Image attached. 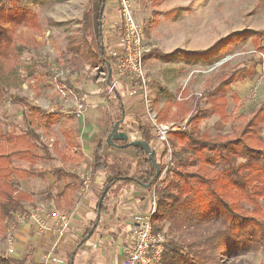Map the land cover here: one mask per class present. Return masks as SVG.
<instances>
[{
	"label": "trees",
	"instance_id": "trees-1",
	"mask_svg": "<svg viewBox=\"0 0 264 264\" xmlns=\"http://www.w3.org/2000/svg\"><path fill=\"white\" fill-rule=\"evenodd\" d=\"M105 3L106 0H99L97 4H93L90 0L81 19L79 33L69 35L67 45L53 58L52 66H46L49 73L56 71L54 74L64 72L70 75L80 71L85 62H100L106 69L108 64L113 75L116 57L111 55L102 30ZM18 11L23 13L18 16L19 20L23 16L27 17V11L20 7ZM152 13V18L143 28L146 34L151 32L157 22L159 9H154ZM6 18L7 13L0 5V20ZM249 32L252 31H232L210 47L196 50L195 54H199L207 64H213L216 58L224 56L229 46L236 44L237 39L245 37ZM253 33L258 38L257 44L253 42L257 45L259 56L254 59L255 67L251 75L246 73V68L253 58L243 66L220 76L216 84L207 86L188 98L185 88L180 101L173 100L171 96L164 104L162 112L165 115L175 103L176 113L180 118L183 119L187 113L188 117L181 130L170 132L168 143H163L160 160L154 151L159 175H156L157 168L148 153L142 147L132 145L121 148L136 153V170L132 172L129 168L105 176L102 192L106 186L110 189L118 181L156 184L157 201L153 228L155 232L163 233L167 244L162 264H220L224 261V255L236 259L244 257L232 264H264V101L251 112L242 109V97L239 93L232 95L236 103L233 108L229 102L234 82L248 76L259 81L260 77L257 75L260 71L257 68L264 63V28ZM13 40L14 36L9 28L0 26V54L15 47ZM163 55L159 48L149 46L144 53V59ZM71 83L72 81H67V85ZM105 84L108 90V82L105 81ZM4 92L0 83V110ZM107 96L110 102H114L119 93L115 91ZM11 102L22 105L21 112L26 124L22 126L12 123L7 126L0 117V182L7 184L0 188V229L3 231L6 219L15 213H24L29 207L44 200H58V205L65 204L67 212H71L77 194L83 187L81 178L65 167L39 165L50 162L55 156L53 150L41 139L36 127L49 128L60 121L59 116L47 113L25 97L11 99ZM209 115L218 116L229 130L217 131L215 134L203 131L202 122ZM120 119L121 117L108 118L102 136L93 149L92 183L95 174L109 165V158L104 154L105 146H109L107 137L115 122ZM132 124L130 128L137 130L142 140L151 145L155 138L151 134L150 119L138 120ZM114 141L119 144L126 143ZM77 146L79 147V143L74 145L76 148ZM78 151L79 148L74 152L73 158H70L72 161L83 157V153ZM165 156L171 159L162 162ZM165 169L166 181L159 180ZM51 175L58 180L67 177L72 179L60 194L53 195V185L50 183L47 195L42 200L27 203V199H32L31 194L18 191L21 180L40 178L47 181ZM107 197L108 191L102 202L98 201L97 208L100 213L106 209ZM182 229L187 230L188 238L170 235V232L176 231L185 233ZM4 236L0 238V243H3ZM249 254L258 258L250 261L245 258ZM2 263L23 264V260L0 254V264Z\"/></svg>",
	"mask_w": 264,
	"mask_h": 264
},
{
	"label": "rangeland",
	"instance_id": "rangeland-1",
	"mask_svg": "<svg viewBox=\"0 0 264 264\" xmlns=\"http://www.w3.org/2000/svg\"><path fill=\"white\" fill-rule=\"evenodd\" d=\"M130 1L134 16L143 31L144 26L153 16L152 11L156 8L159 9L157 22L151 32L149 34L143 32L145 45L147 49L150 46L159 48L161 51H168V53L172 50H174L173 53L176 51V54H174L176 57L170 58L169 62L171 64L175 63V60L171 59L178 57L179 59L177 60L180 61V57H182L180 55L181 51L208 48L219 38L226 36L232 31L243 29L252 31L245 37L237 39L236 44L229 46L224 56L216 58L213 64H207L199 54L192 52L190 56L195 57V63L192 66H188L189 68L186 71H182L180 78L171 80V84L175 85L176 88L179 87L180 89L182 87L178 95H174L176 101L181 100L182 89L185 86L187 87L186 90L189 89L192 94H196L207 86L216 84L220 76L243 66L251 58H253V61L246 68V73L252 74V69L255 67L253 63L254 59L259 56L257 45L254 44V42L257 44L258 38L254 37L253 31L264 28V0ZM157 1L159 2L157 3ZM89 2L90 0H15V2L14 0H0V5L3 6V9L7 13V18L0 20V26L9 28L11 35L14 36L13 43L15 45V47L10 48L9 52L0 54V83L5 91L0 117L4 125L10 126L14 123L24 126L26 124L21 112L22 105L11 102V99L17 97H25L29 101L40 105L45 111H49L51 107L56 106L57 108L54 107L56 112H60L59 115L66 117L77 115L74 111L77 107L80 108V106H83L81 108L83 113L92 112L95 114L96 112V114L101 115L102 119L109 118L108 115L112 110L118 111L120 103L118 104L116 100L113 103L109 101L107 96L109 93L105 82L97 81L96 75L92 73L93 67L97 65L105 67L102 63L85 62L86 64H84L80 71L70 73V75L68 73L62 74L61 72L54 74L56 71H53L51 74L46 67L52 66L53 58L65 48L69 35L79 33L81 19ZM98 2L99 0H92L93 4H97ZM18 7L27 11V17L23 16L21 20L18 19V16H22L23 14L21 11H18ZM227 55L231 56L228 59L229 61L227 60L228 62L224 66H221L224 63H221L222 59ZM151 59L153 60H145L146 72L151 79L148 87V105H150V109L154 108L159 112L158 116L152 109V113L157 114L161 119L162 115L159 111L160 103L156 105L152 102L150 90L152 85L156 86L157 82H161L159 78L154 79L152 74L163 70L166 67V63L163 60L166 62L168 60L162 57H152ZM262 65H256V68L258 66L257 69L260 71L257 76L261 77L263 75L259 85L258 79L250 78L249 76L237 80L232 84L233 90L229 94L231 108L236 104L232 95L238 93L243 98L242 109L247 112H251L254 107L264 101V72L262 71ZM111 78H113V75ZM68 80L72 81V87L71 85H67ZM130 84L132 88H129L126 94L135 100L141 96V100L146 103V98L140 92L141 88L136 87L138 83L134 81ZM252 87H257V96L255 98L250 95ZM133 102L127 103V107L130 108V104ZM148 105L143 104L140 107V114L147 115L146 121L150 119L147 109ZM171 107L167 113V117H165V121L167 123H175L183 128L187 121L188 113L184 114V117L187 115L186 120H182L176 113L177 108L174 105ZM69 111L72 112L69 113ZM123 121L124 119L120 122L121 130H123ZM68 123L70 122L62 118L53 129L46 130L43 127H36L37 132L43 137L45 143L52 144V147L49 146L53 150L55 158L49 160L50 162H45L47 165H53V163L69 164L72 161L70 158H73V155H75L73 151L75 149L74 145L77 142L75 132ZM201 128L203 131L212 134H215L217 131L224 132L229 130V127L220 121L216 115H209L205 118ZM50 138L54 140L50 141ZM108 144V147L112 149L120 145L119 143L115 145ZM108 147L105 146L104 154L109 158V165L98 173L99 176L113 175L117 171H125L129 168H131L132 172L136 170V162L132 160L122 161L126 166L118 168L119 159L116 157V150H109ZM153 148L157 150V158L160 160L161 150L164 148L163 142L156 140L155 144L153 143ZM169 158V156H165L161 161L165 162ZM82 159L83 157L76 160L82 163ZM85 159L87 160L85 161L86 163H89V160L91 161V157L87 155ZM85 164L83 162L84 166L82 170L87 169ZM92 171L94 175V170ZM163 173L160 180L166 181V169ZM5 185L7 184L0 182V188H3ZM33 186L36 187L34 190L37 191L38 188L45 187V184L37 179H22L18 187L19 192L31 194L32 199L26 200L30 204L38 202L43 198L38 196L37 193H32ZM113 190L115 188H112ZM182 231L185 233L176 231L170 232V235L188 238L189 234L186 233L187 230L182 229ZM4 235L5 231L0 229V238L2 239ZM0 249H3L4 253V244H1ZM0 253H2V250H0ZM243 258L236 259L224 255V261L220 264L237 263L239 259ZM245 258L253 261L258 257L254 254H249Z\"/></svg>",
	"mask_w": 264,
	"mask_h": 264
},
{
	"label": "crops",
	"instance_id": "crops-1",
	"mask_svg": "<svg viewBox=\"0 0 264 264\" xmlns=\"http://www.w3.org/2000/svg\"><path fill=\"white\" fill-rule=\"evenodd\" d=\"M102 30L104 40L109 46V51L111 52L112 50L117 49L121 40V19L116 0H106L103 10ZM173 51L174 50L168 53V51L166 52L162 50L164 55L161 57L168 60V62L163 60V62L166 63V67L163 70L156 71V73L152 74L154 79L159 78L161 81L157 82L156 86L152 85L150 94L153 103L156 105L160 103L159 111L162 115H160L161 119L158 117L159 112L154 108L152 109L158 114L157 120L162 123H167L165 121L167 115L162 112L164 104L169 101L171 96H173V100H175L174 95H178L179 90L182 88H176L175 85L171 84V80L180 78L182 76L181 72L186 71L189 68L188 66H192V64L195 63V57H191L190 53H195L196 49H186L181 51L180 55L182 57H180V61L177 60L179 59L177 57L176 59H171L175 60V63L171 64L169 62L170 58L176 54L175 52L173 53ZM186 51L188 52L186 53ZM175 57L176 56H174V58ZM151 58L152 57L148 58L147 61H152L153 59ZM128 88L129 85L125 83H121L118 86L117 91L119 97L116 98V102L118 104L120 103V106L117 112L112 110L108 115L111 118L121 117V121L124 119L122 123L123 129L133 126L132 123H137L138 120H147V115L140 114V107L146 103L141 100V96L136 98V100L134 98L131 99L129 95L126 94ZM185 88L187 87L185 86L182 89V93ZM187 90L185 95L188 98L192 93L189 89ZM132 101L134 102L131 103L130 108H128L126 104ZM173 105L177 108L175 103ZM171 108L172 107H170V109ZM47 113L49 112L47 111ZM55 113L56 116H59V119L63 118L70 122L68 124L69 126H72V130L75 132L76 142L79 143L78 153H83V161L81 163V161L74 160L69 164L53 163V165L65 167L71 172L77 174L80 179V174L85 171L82 170V167L84 166L83 162L85 164V161H87L85 156L87 155L91 157L92 160L93 149L102 136V131L108 118L102 119L100 117L101 115L96 114V112L95 114L92 112H82L78 114V116L69 115L67 117L59 115L60 112ZM185 118L186 116L183 119L186 120ZM130 123L132 125H130ZM55 125H51L49 128L45 129H53ZM41 139L43 140V137H41ZM53 140V138H50V141ZM155 141L156 139L153 140L154 144ZM43 142L45 141L43 140ZM153 143H151L150 146L152 150L157 153V150L153 148ZM46 144L52 147V144ZM76 149L77 148L75 147L73 152H75ZM113 149L116 150V157L119 159L118 168L126 166V164L122 163L124 160L137 161V156L134 151L116 146ZM113 149L111 147L109 148V150ZM39 165L46 167L51 166L47 165V163H40ZM85 165L87 169H91L90 160L89 163H86ZM36 179L42 181L45 184V187L38 188L37 191H35L34 188L36 187L33 186L32 193H37L38 196L45 197L50 183L53 185V188L51 189L53 195L60 194L64 191L72 177L58 180L55 176L51 175L47 181L40 178H34L32 180ZM104 180L105 176H99L97 172L89 190L84 193L82 188L80 189L77 194V200L70 210L71 212H69L72 215V219L69 229L64 237L56 239V237L50 233L38 235L35 225L22 223L18 229L19 245L16 249L17 253L10 257L23 260V264H35L39 261H43L44 264H122L126 254V246L130 239L131 224L136 216L147 214L150 211L152 207L153 189L152 187H146L137 181H131L128 183L118 181L111 185L108 190V197L105 201L106 209L100 213V219L97 226H95L98 217L97 206L98 201H100V194L103 193L102 188ZM116 184L121 185L116 186ZM112 188H115V190L112 191ZM53 201L58 209L68 211L65 204L58 205V200ZM88 235H90L89 238L84 240ZM0 250H2V253L0 254L3 255V249ZM49 253L53 254L54 259L49 258Z\"/></svg>",
	"mask_w": 264,
	"mask_h": 264
},
{
	"label": "built area",
	"instance_id": "built-area-1",
	"mask_svg": "<svg viewBox=\"0 0 264 264\" xmlns=\"http://www.w3.org/2000/svg\"><path fill=\"white\" fill-rule=\"evenodd\" d=\"M119 15L121 19V40L119 47L112 50L110 53L116 57L113 78L108 84V92L115 93L121 83L130 86V83L136 81V87L141 88L142 96L146 98L148 105V87L150 77L145 68L144 53L147 48L145 45L144 34L142 27L136 20L133 12L132 3L130 0H116ZM264 72V64L262 65ZM62 74L64 72H61ZM92 73L96 75L97 81H107L108 71L103 66L93 67ZM263 75L259 78L258 84L262 80ZM128 88V89H129ZM62 91V89H60ZM251 97L257 96V87L250 90ZM56 108V106H54ZM51 107L49 113H55L56 109ZM87 107V106H86ZM83 106L77 107L74 111L77 115L82 113ZM148 105V115L152 122L151 134L154 138L163 143H168V136L172 131H179L182 128L175 123H162L157 120V115L152 113ZM72 111H69L71 113ZM127 132L130 140L142 139L140 133L131 128L123 129ZM171 157L169 158V160ZM164 173L160 175L162 178ZM83 187L82 191L86 193L92 184V170L87 169L80 174ZM159 178V180H160ZM152 207L147 214L138 215L134 218L130 228V239L126 246V254L122 264H162L163 253L166 249V238L161 232H155L153 228V215L156 212L157 195L155 193L156 184L152 185ZM72 215L64 210L56 207L53 200H44L37 203L24 213H15L12 217L5 220V236L3 239L4 256L10 257L16 255L19 245L18 229L22 223L35 225L38 235L50 233L61 239L64 237L71 224ZM49 258L54 259L52 253H49ZM4 264V263H2ZM14 264V263H12ZM35 264H44L43 261Z\"/></svg>",
	"mask_w": 264,
	"mask_h": 264
},
{
	"label": "water",
	"instance_id": "water-1",
	"mask_svg": "<svg viewBox=\"0 0 264 264\" xmlns=\"http://www.w3.org/2000/svg\"><path fill=\"white\" fill-rule=\"evenodd\" d=\"M230 57H231L230 55H227L226 57H224L222 59L221 63L227 61ZM107 69H108V80H107V82H108V84H110L111 83L112 70L108 64H107ZM120 122H121V120H118L115 122V125H114L112 132L107 137V142L115 145L116 143L114 140H118V141H125L126 142L124 144L118 145V147H130L132 145L142 147L148 153L150 159L152 160L155 167L157 168L156 175H159L158 164L156 162V159L154 156V151L152 150L150 144L148 142L142 140V139L130 140L127 132L121 131ZM144 185L146 187H149L151 184H144ZM108 190H109V186H106L104 188L103 193L101 194L100 203L102 202V200H103V198H104V196ZM99 219H100V210H98V217H97V221L95 223V226H97ZM89 236L90 235L86 236L84 240H87L89 238Z\"/></svg>",
	"mask_w": 264,
	"mask_h": 264
},
{
	"label": "bare ground",
	"instance_id": "bare-ground-1",
	"mask_svg": "<svg viewBox=\"0 0 264 264\" xmlns=\"http://www.w3.org/2000/svg\"><path fill=\"white\" fill-rule=\"evenodd\" d=\"M108 70V69H107ZM121 131H123V130H121ZM126 132V131H125Z\"/></svg>",
	"mask_w": 264,
	"mask_h": 264
}]
</instances>
